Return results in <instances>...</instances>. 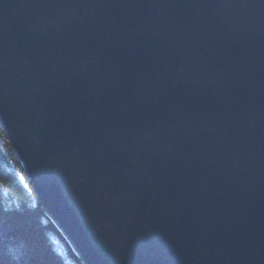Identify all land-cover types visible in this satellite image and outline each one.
<instances>
[{
  "label": "water",
  "instance_id": "95a60500",
  "mask_svg": "<svg viewBox=\"0 0 264 264\" xmlns=\"http://www.w3.org/2000/svg\"><path fill=\"white\" fill-rule=\"evenodd\" d=\"M0 125L82 264H264V0H0Z\"/></svg>",
  "mask_w": 264,
  "mask_h": 264
},
{
  "label": "trees",
  "instance_id": "16d2710c",
  "mask_svg": "<svg viewBox=\"0 0 264 264\" xmlns=\"http://www.w3.org/2000/svg\"><path fill=\"white\" fill-rule=\"evenodd\" d=\"M59 243L64 256L59 255ZM10 250H15L12 255ZM82 264L32 184L0 125V264Z\"/></svg>",
  "mask_w": 264,
  "mask_h": 264
},
{
  "label": "bare ground",
  "instance_id": "6f19581e",
  "mask_svg": "<svg viewBox=\"0 0 264 264\" xmlns=\"http://www.w3.org/2000/svg\"><path fill=\"white\" fill-rule=\"evenodd\" d=\"M49 217V216H48ZM50 218V217H49ZM53 221V220H52ZM60 230V229H59ZM61 232V231H60ZM62 235L64 236V238L67 240V238L65 237V235L62 233ZM68 241V240H67ZM56 248H57V250H58V253H59V255H61V256H64V251H63V248H62V246L59 244V243H57L56 244ZM77 255V254H76ZM79 258V257H78ZM66 262V261H65ZM70 262V261H69ZM71 263V262H70ZM65 264V263H64ZM72 264V263H71Z\"/></svg>",
  "mask_w": 264,
  "mask_h": 264
},
{
  "label": "rangeland",
  "instance_id": "374dc122",
  "mask_svg": "<svg viewBox=\"0 0 264 264\" xmlns=\"http://www.w3.org/2000/svg\"><path fill=\"white\" fill-rule=\"evenodd\" d=\"M21 163V162H20ZM23 169H26V165L24 163H21ZM62 233V232H61ZM69 243V242H68ZM70 244V243H69ZM70 246L72 247L73 251L76 253V251L74 250V247L70 244Z\"/></svg>",
  "mask_w": 264,
  "mask_h": 264
},
{
  "label": "clouds",
  "instance_id": "9594fccd",
  "mask_svg": "<svg viewBox=\"0 0 264 264\" xmlns=\"http://www.w3.org/2000/svg\"><path fill=\"white\" fill-rule=\"evenodd\" d=\"M10 252H11L12 255H14V256L16 255V251L15 250H10Z\"/></svg>",
  "mask_w": 264,
  "mask_h": 264
}]
</instances>
